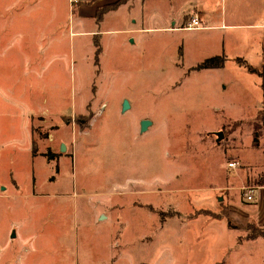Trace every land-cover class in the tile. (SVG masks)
I'll return each instance as SVG.
<instances>
[{"label": "rangeland", "instance_id": "374dc122", "mask_svg": "<svg viewBox=\"0 0 264 264\" xmlns=\"http://www.w3.org/2000/svg\"><path fill=\"white\" fill-rule=\"evenodd\" d=\"M198 1L219 22L215 0ZM132 12L142 30L125 31L119 10L90 24L94 37L75 33L65 0H0V255L7 264H264V227L238 231L221 218L231 195L253 204L236 186L264 179L261 80L237 62L264 72V28L236 42L230 29L166 32L141 7ZM215 54L221 68H195ZM29 99L51 116L32 127L37 154L76 145L56 181L31 157ZM10 227L21 238L10 242Z\"/></svg>", "mask_w": 264, "mask_h": 264}, {"label": "crops", "instance_id": "0c3cea01", "mask_svg": "<svg viewBox=\"0 0 264 264\" xmlns=\"http://www.w3.org/2000/svg\"><path fill=\"white\" fill-rule=\"evenodd\" d=\"M65 1H66V6H68L69 8H73L75 10L74 23H76L77 24L76 27L79 28L77 31H75V33L82 35L85 33L91 34L94 37H97L96 34L98 33H94L95 31H93V29L90 28V24L98 26V24L103 23L106 16L111 15V13L119 10H125L124 15L126 16V19L129 22V24L126 26L125 31L131 32L132 30L135 31L142 30V28H138V22H139L138 16H135V14L132 12L137 6L141 7L142 11L144 10L146 11L147 21L160 24L158 26H155V28L153 29L163 30L166 32L174 33V32H183V31H189V32L206 31V29H215V28L230 29L233 33L231 35L233 37L232 39L237 42V40H239L241 37L238 34L239 32H241V30L247 32L250 30L252 31L254 28H258V29L264 28V17H263L264 0H227V2L225 0H215V4L219 6V13H218L219 22L217 23L207 22L210 21L208 20L207 17V10L205 6L200 4L198 0H78L76 3H74L76 4V6L74 7L72 6L74 4H71L70 0H65ZM206 1L208 3L211 2V0H206ZM114 3L116 4L113 6ZM194 14L198 16L202 27L186 29L185 26L189 21L188 19L190 18V16ZM227 37H229V35ZM94 48H95L94 53L95 52L99 53L101 51V46H100V42H98V39H95L94 41ZM215 55H221V54H215ZM239 58H242L245 61L243 57H239ZM245 62L247 63V61ZM29 98H32V96ZM29 101H30V111L26 113H28L27 114L28 119H31V132H32V127L35 126L34 122L37 119H38L37 120L38 126H40V124L45 123L48 120V118H50L51 116H49L46 112H42V110H35L34 108L35 103L33 99L32 101L29 99ZM27 130L29 132V120L27 124ZM50 137L51 138L49 141L52 143H49V146L53 149L54 147L53 138H55V134L53 133L50 134ZM63 144L64 146H66V149H69V146L66 142ZM33 146L34 147L36 146V141L34 140L33 132H32V139L30 136L31 157H33V159H36L37 157L40 158L42 157L43 158L42 160L49 165L50 173L51 170H54V174L48 173V175L46 176L48 177L50 174L48 178L50 181L57 180L55 174H57L60 171L59 161H61L65 157L70 156L74 148L76 147V145L73 147L69 155L57 157V155L55 154L54 157L55 159L48 160L42 154L40 155V153L39 154H37V152L33 153V148H34ZM54 153L55 152L53 151L52 154ZM54 165L56 166L55 168H53ZM8 172H9L8 169L5 170V174H7ZM36 174L37 173L31 175L32 181L30 182L34 193H35V189H38L39 187L38 180L35 178L37 177ZM9 175H12L11 171L9 172ZM52 175L53 177H51ZM11 179L12 180L10 182L7 181L6 182L12 183V187H11L12 192L16 193L17 192L16 190L19 189V185L17 184L15 179L13 178ZM242 183L240 186H236L237 188L236 190L239 191L241 190V188L243 189L245 187L242 185ZM246 187H250V186H246ZM253 188H254V192L252 194V199H251L253 200L252 201L253 204L251 205V207H248L249 205L247 206L241 205L237 200L233 198V195L229 196V199H226V203L224 202L225 206L222 207L221 209H224L226 215L232 220L236 221L237 225L241 227V229L230 227L227 222L229 228L242 231L245 229L247 223H254L256 226L264 227V184L260 183ZM99 214L100 213H98L97 216ZM221 218L225 219L224 216ZM12 232L14 233V236H12L13 238H16L17 236L21 238L22 234L18 233L16 228H12ZM12 237L11 235L7 237L8 240H10V242H12V239H10ZM261 237L264 238L263 236ZM248 240H252V238L249 237ZM33 257L34 256L14 257L13 258L14 261L12 262L17 264H26L29 261H31ZM7 263L8 261L6 257L4 255L3 256L0 255V264H7Z\"/></svg>", "mask_w": 264, "mask_h": 264}, {"label": "trees", "instance_id": "16d2710c", "mask_svg": "<svg viewBox=\"0 0 264 264\" xmlns=\"http://www.w3.org/2000/svg\"><path fill=\"white\" fill-rule=\"evenodd\" d=\"M115 4L116 3H114L113 6ZM224 60H225V56L223 54L222 55L210 56V57H207V59H204V60L198 62L195 65V68L196 69L221 68L223 66ZM237 62H238L239 65L245 66L248 69V71H250L252 73L255 72L257 74V76L261 80L260 89H261V95H262V105H261V108L259 110H260V114L262 115V119H263V123H264V72L258 70L256 67H254L252 65L247 64L242 58L238 57L237 58ZM35 152H36V149L34 147L33 148V153H35ZM263 152H264V149H263ZM54 157H55V154H52V153H49V152L46 153V158L48 160H50L51 158H54ZM261 183L264 184V179L261 181ZM225 219H227L228 225L230 227H233V226H231L232 225L231 224V218H229L226 215ZM248 227L250 228V225H248Z\"/></svg>", "mask_w": 264, "mask_h": 264}, {"label": "built area", "instance_id": "2783aa9c", "mask_svg": "<svg viewBox=\"0 0 264 264\" xmlns=\"http://www.w3.org/2000/svg\"><path fill=\"white\" fill-rule=\"evenodd\" d=\"M78 0H70L71 4L76 3ZM189 21L187 22L185 28L186 29H191V28H200L202 27L200 24V20L198 18V16L196 14L190 16V18L188 19ZM229 165H233V163H229ZM244 197L246 198V200H251L252 199V194L254 192V188L253 187H244Z\"/></svg>", "mask_w": 264, "mask_h": 264}, {"label": "water", "instance_id": "95a60500", "mask_svg": "<svg viewBox=\"0 0 264 264\" xmlns=\"http://www.w3.org/2000/svg\"><path fill=\"white\" fill-rule=\"evenodd\" d=\"M128 106H129L128 100L125 99L124 102H123V107H122L123 111H124ZM149 124H151V121H150L149 119H142V120L140 121V129H141L142 131L146 130V128H147V126H148ZM217 134H218V138L220 139V138L222 137V133H219V132H218ZM65 149H66V146H64V144L61 143V144H60V151H65ZM12 236H14V233H13V232H12V234H11V237H12Z\"/></svg>", "mask_w": 264, "mask_h": 264}]
</instances>
